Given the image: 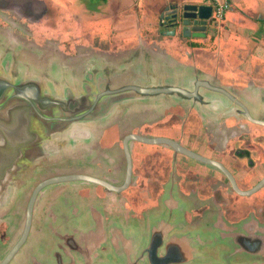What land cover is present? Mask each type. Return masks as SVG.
Wrapping results in <instances>:
<instances>
[{
	"label": "flooded vegetation",
	"instance_id": "1",
	"mask_svg": "<svg viewBox=\"0 0 264 264\" xmlns=\"http://www.w3.org/2000/svg\"><path fill=\"white\" fill-rule=\"evenodd\" d=\"M186 5L191 4L182 7ZM165 14L162 12L160 17ZM164 21L161 35L174 26L173 20ZM178 21L181 26V18ZM211 28L212 25L204 40L210 37ZM177 33L183 37L180 28ZM3 54H0V74L16 82L18 75L12 80L8 57H2ZM6 55L9 54L5 52ZM139 104L145 107L139 106L142 112H138V117L128 118L132 107L123 105L122 115L114 113L107 122L92 121L84 124V129H77L69 138V149L72 153L93 149L98 134L102 140L91 150V155L99 156L98 161L94 164L87 160L89 166H81L84 169L80 170L79 162L74 165L69 162L64 170L37 182L33 190L43 181L73 175L91 176L113 187H123L128 170L124 149L127 143L133 163L127 190L116 193L94 185L101 188L105 201L114 199V223L124 234L113 236L111 242L102 245L99 264H132L131 255L141 259L140 264H264V125L259 124L264 123V101L259 107H247L252 121L240 115L231 119L213 117L215 107L208 116H202L186 104L165 103L161 108L150 106L151 103ZM109 122L114 125L108 130ZM111 135L115 139L107 143L106 137ZM134 137L170 142L158 146L132 140ZM73 167L76 173H68ZM145 195L144 220L127 223L125 217L132 211L129 208L134 206L135 199L145 200ZM27 206L28 203L26 210ZM102 209L106 211L105 207ZM25 221L26 211L19 228L13 218L0 226V251L9 248L5 258L20 241ZM77 223L74 236L54 239L46 247L44 252L51 248L57 253L47 252L45 264H93L91 251L80 232L91 225L99 228L102 223L99 217L91 225L86 221Z\"/></svg>",
	"mask_w": 264,
	"mask_h": 264
},
{
	"label": "crops",
	"instance_id": "2",
	"mask_svg": "<svg viewBox=\"0 0 264 264\" xmlns=\"http://www.w3.org/2000/svg\"><path fill=\"white\" fill-rule=\"evenodd\" d=\"M39 1H43L47 5L48 13L46 17L41 22H33L29 19H22V21L36 27L43 26L45 30L55 32L56 29L51 25L55 27L63 25L69 10H66L63 5L55 0ZM64 1L69 7L74 3H79L78 0ZM120 1L109 0V9L102 16L105 21L113 25L110 29L109 23L105 22L102 25V35H96L91 38L86 36V34L82 36L81 26H86V24H82L80 26V39L78 40H73L71 37L65 39L42 38L36 41L37 53L35 52L34 54L28 53L27 46L24 43L21 42V46H18L17 42L13 41L12 43L17 47L14 51L16 62L14 57L13 59L10 58V55L3 57H8L10 68L13 63L17 65L20 63L22 68H26V71L22 73L26 74L30 68L32 71L31 75L33 76H36L42 71L40 67L43 68L44 64L51 63L57 59L65 62L68 61L70 64H82V62L90 60L94 63L95 71L93 72L91 66L87 70H83L87 66V63H83L84 65H81L79 67L80 69H76L77 73L78 71L81 72L80 74L84 76L85 81L73 83V90L75 91L79 90L81 83L82 85L86 84L88 77L96 78L100 75L108 78L115 74H124L132 69H138L137 72L156 75V77L168 76L175 78L174 76H176L179 78H175L177 81H182L188 77L208 78L225 88L250 91L256 98L254 101L256 103L255 107H259L260 102L264 101V48L260 46V40L264 37V0H230L231 10L228 12L226 19L231 24V27L237 32H240L249 43L247 49L249 52L246 54V61L245 63L239 62L238 65L234 62L238 56L235 51L238 43L236 42L235 33L229 34L230 37L226 42L223 39H218L215 44H209L206 49H194L191 47L193 44H200L206 41L204 39H183L178 36V33L175 37H166L165 35H161L159 28L156 31L157 37L155 35L152 37L149 36L151 18L155 13L156 17H160L164 8L175 3H179L180 5H195L202 4V2L199 3L197 0H152L151 3H154V6L152 8L150 6V10L144 11V15H138L139 13L131 15L129 13L130 10L125 5L119 4L116 7V3ZM207 1L208 3H204L203 5L209 6V0ZM96 19L99 21L98 16ZM84 20L86 21L87 19ZM93 25L95 24L92 22V30L97 32L99 26L93 28ZM148 29L149 32L147 31L148 33H145V30ZM22 32L23 36H17V41L19 38L25 40L24 36L26 39L28 38L27 41L30 39L34 40V37L31 36L32 31H28V34L27 32L25 33L23 24ZM226 37L224 36V38ZM50 40L59 41L62 44H58V46L55 44L57 46L55 48L50 47L53 44ZM47 44L50 46L47 47ZM214 45L218 46V49H215ZM17 53L20 55L18 58ZM23 56L24 59L21 60L20 58ZM75 72L74 74H76ZM230 72H237L246 76L247 79L234 78L233 84L235 86L236 84L238 85L236 87L226 85L223 83L222 77ZM139 103L148 105L147 102L127 104L132 107L129 112L130 115L128 114L129 118L133 116L138 117V112H142L139 110V106L141 105ZM153 104L151 103L150 106ZM154 105L158 108L163 106ZM141 107L145 106L141 105ZM96 137L97 142L95 141V144L93 143L94 148L97 145L99 146L98 141L102 138L100 135ZM69 148L70 146L68 147L66 144L59 146L51 153L47 162L50 159H55L58 154L65 157L68 156V162H73V165L80 161L83 162L84 159L90 160L95 164L99 159V156L96 155H90V158L88 156L77 158ZM77 155L80 156L79 154ZM35 161H33V164L38 162ZM28 167L26 170H28ZM24 173L26 172L22 171L19 178ZM68 173H76V171H69ZM40 180L39 178L37 182ZM88 185L86 183L80 185L68 184L54 189L50 188L44 192L35 206L33 229L31 230L28 245L29 252H27L26 256L19 257L17 261L14 260L16 261H13L14 264H22L27 261L28 264H45L44 256L47 252H51L53 255L57 253V251L51 248H48L44 252L46 247L50 243L52 244L54 238L74 236L76 232L74 234L73 231L77 230L78 221H86L91 225L98 220V217L102 226L96 228L91 225L84 232L81 231L80 236L85 239L83 242H86L87 247L91 251L90 258L93 264L100 263L98 252H100L99 250L102 245L106 242H111L113 236L115 238H118V236L121 237L120 234H123V232L114 223L116 222V217H114L116 214L114 210L115 206L113 205L115 204L114 199H110L108 202L105 201L104 194L100 193L102 191L100 190L101 188L98 189L95 186L91 187ZM17 197L11 207L1 214L0 226L5 224L9 218H13L18 223L15 226L19 228L20 220L23 221L26 208H24V198L19 202V195ZM133 205L129 208L132 211L125 217L127 223L135 220H144L142 216L147 214L146 195L145 200L135 199ZM102 207L106 208L105 212ZM65 229L66 231H64ZM55 242L56 244L58 243L56 240ZM6 250V248L2 249L0 255L6 254L3 252Z\"/></svg>",
	"mask_w": 264,
	"mask_h": 264
},
{
	"label": "water",
	"instance_id": "3",
	"mask_svg": "<svg viewBox=\"0 0 264 264\" xmlns=\"http://www.w3.org/2000/svg\"><path fill=\"white\" fill-rule=\"evenodd\" d=\"M0 10H17L21 16L33 22H41L48 13L45 2L39 0H0ZM164 11L166 14L158 17L159 29L164 26L162 21L165 17L164 22L173 20L174 25L167 28L166 37H175L176 30L180 28L183 39H205L208 27L215 25L210 5L182 7L175 3L164 8ZM181 12L184 13L183 16ZM171 14H174L173 18L170 17ZM180 18L181 26L178 21ZM137 70L132 69L108 78L100 75L88 78L86 84L81 83L77 91H58L59 89L54 88L49 91L41 90L35 80L12 82L0 74V217L18 198L16 179L21 172L33 164V161L49 158L58 148L52 144L53 140H69L77 129H84L86 123L107 122L120 106L134 102L163 106L165 103L186 104L202 116H208V112L215 107L217 111H212L213 117L216 115L221 119H231L240 115L254 120L247 108L256 106V98L250 91L225 88L208 78L188 77L177 81L176 76L156 77ZM259 124L264 125L263 122ZM132 140L158 146L170 142L138 137ZM124 149L128 170L123 187H113L103 180L86 175L61 176L38 184L28 202L21 239L1 264H10L26 244L38 197L47 188L79 182L102 186L110 192L121 193L127 190L132 179L133 163L127 143ZM140 260L134 255L130 256L132 264H140Z\"/></svg>",
	"mask_w": 264,
	"mask_h": 264
},
{
	"label": "rangeland",
	"instance_id": "4",
	"mask_svg": "<svg viewBox=\"0 0 264 264\" xmlns=\"http://www.w3.org/2000/svg\"><path fill=\"white\" fill-rule=\"evenodd\" d=\"M56 2L60 3L61 5H63L65 7V9L69 10L68 16L65 20V22L63 23V25L55 27L53 25H51L53 28L56 29L55 32L52 31H47L44 29V27H36L33 26L31 24H26L25 22L22 21V19H26L23 16H21L19 14V12L17 10H13V11H9V10H5L4 12H0V54L4 53L2 55L5 56V52H7L10 55V58L13 59L16 62L15 56H14V51L16 50V45L14 43H12L13 41L17 42L18 46H21L20 43H24L25 46H27V50L28 53L30 54H34L35 52L37 53V47H36V41H39L42 38H61V39H65V38H69L71 37V39L73 40H78L80 39V26L82 24H86V26H81L82 27V36H84L86 34V36H88L89 38L91 37H95L96 35H102L103 33H101L103 31L102 25L106 22L109 23L107 21L104 20L103 18V14L109 9V0H78L79 3H74L71 5V7L67 6V4L65 3L64 0H55ZM199 1V3L202 2V4L204 3H208L207 0H197ZM152 0H131L129 2V0H121L120 2L116 3V7L119 4L125 5L127 9H129V13L131 15H144L146 10H150V6L151 8L154 6L152 3ZM132 10V11H131ZM129 14V15H130ZM101 15V16H100ZM97 16L99 17V21H97ZM155 16V17H154ZM154 16L151 18V26L150 28V33L149 36H156V31L157 28H159V21H158V17H156V13L154 14ZM140 17V16H139ZM84 19H87L86 21ZM92 22L95 24L93 25V28L99 26V28L97 29V32L92 30ZM22 24H23V29L25 31V33L28 31H32L31 36L34 37V40L30 39L29 41H27L26 37L24 36L23 40L22 38H19V40L17 41L16 38L17 36H23V32H22ZM35 24V23H32ZM112 23H109V27L111 29L112 27ZM233 25V23H232ZM41 26V25H39ZM107 26V25H106ZM108 27V26H107ZM59 29V30H58ZM149 32L148 30H145L146 32ZM147 32V33H148ZM211 35L210 37L204 41L201 42L200 44H193L191 45L192 48L194 49H206L208 47L209 44H215V42L218 39H223L225 42L228 40V38L230 37L229 34L235 33V38H236V42L237 45L235 47V51L237 53V58L234 61L236 63V65L240 63H245L246 61V54H248L249 51H247L249 43L247 42V39L245 37L242 36V34L240 32H237L235 29H233V27H231V24L229 23V21L226 19L222 24L220 25H213L212 29H211ZM152 34V35H150ZM9 35V37H8ZM224 36L226 38H224ZM53 44L52 46L47 44V47H57L58 44H62V42L59 43V41H55V40H50ZM249 41V40H248ZM57 46H56V45ZM46 45V44H45ZM260 46L264 48V37L260 40ZM215 49H218V46L214 45ZM88 49H90L88 47ZM233 51V52H235ZM20 57L19 53H17V58ZM75 58V57H73ZM21 60L24 59V56L20 58ZM19 63V62H18ZM83 63H87V66H85L83 68V70H87L90 66L92 67L93 72L95 71V66L94 63L91 62L90 60H88L87 62H82V64H70L68 61H62L60 59H57L55 61H52L51 63L48 64H44L43 68L40 67L42 69V71L40 73H38L36 76L31 75L32 71L27 70V73L29 74H24L22 72L26 71V68H22L21 64L19 63L18 65L16 63L12 64V68L10 70V74L14 77H12V80H15L16 75H18V77H16L18 80H35L37 81L39 88L41 90H46L49 91L50 89L54 88L59 89L58 91L61 90H70L73 89V83L81 81L84 82L85 78L83 75H81L80 71L77 70L79 67H81V65H84ZM258 68V67H257ZM80 69V68H79ZM76 71V72H75ZM74 72L76 74H74ZM83 74V73H82ZM234 78H241V79H247L246 76L241 75L237 72H230V73H226V75H224V77H222V81L224 84L226 85H233L234 82ZM70 81V82H69ZM236 86H238L236 84ZM235 86V87H236ZM240 86V85H239ZM122 110L123 107H120L116 112L115 115L116 116H120L122 115ZM125 113V112H124ZM129 118V117H128ZM112 121V120H111ZM110 121V122H111ZM115 121V120H113ZM108 123L106 125V127L109 128L111 127V125L113 126V123ZM108 130H106L105 132H107ZM98 136V135H96ZM107 143H111V141H113L115 139V136H109L106 137ZM64 142V143H63ZM53 145L56 147L62 146L63 144H66L69 147V140H65V141H58V140H53ZM93 149H87L86 150H82V151H78V152H74L79 154L80 156L78 157H85L88 156L90 158V155L92 154ZM73 152V154H74ZM48 158H45L41 161H38L35 164H32L28 167V170L24 169L23 172L24 175L21 176V178H17V185H18V189H19V202L22 201V199L24 198L25 201V205L24 208H26V205L29 201L30 195L33 191V188L35 187V185L37 184V181L40 179H43L45 177L52 176L56 173H58L59 170H64L66 168L67 165H69L70 163L68 162V158H66L65 156H62L60 154L57 155V157L53 160H49L47 162ZM87 163H90V161L87 162V159L85 161H81L79 162L77 165H79L80 167H78V170L80 169H84L83 167H87L89 166ZM83 166V167H81ZM51 168V170H50ZM76 168L71 169L70 171H76ZM41 172V173H40ZM48 176V177H49ZM67 184H63L61 186H64ZM73 185H80V183L78 184H73ZM88 186H94L92 184L88 185ZM20 220V219H19ZM14 223H16V219L14 220ZM19 227L21 226V224H23V221L20 220L19 223ZM15 225H18V223H16ZM30 239V237H29ZM29 239L27 241V245L20 251V253L17 255V257L15 258V260L17 261V259L19 257H24L26 256L27 252H29ZM57 241H59L58 238H54ZM9 250V248H7ZM5 252V251H3ZM6 253V252H5ZM4 254L0 255V263L3 262L4 258H3ZM14 261V262H16ZM14 262H12V264H14ZM19 264V263H17ZM22 264H28L27 262H24Z\"/></svg>",
	"mask_w": 264,
	"mask_h": 264
},
{
	"label": "built area",
	"instance_id": "5",
	"mask_svg": "<svg viewBox=\"0 0 264 264\" xmlns=\"http://www.w3.org/2000/svg\"><path fill=\"white\" fill-rule=\"evenodd\" d=\"M209 5L213 9V21L214 24H222L228 12L231 10V1L230 0H209Z\"/></svg>",
	"mask_w": 264,
	"mask_h": 264
}]
</instances>
